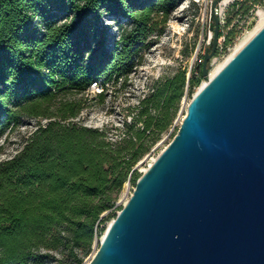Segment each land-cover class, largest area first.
I'll return each mask as SVG.
<instances>
[{"label":"trees","instance_id":"16d2710c","mask_svg":"<svg viewBox=\"0 0 264 264\" xmlns=\"http://www.w3.org/2000/svg\"><path fill=\"white\" fill-rule=\"evenodd\" d=\"M179 1L0 0V137L24 117L48 121L0 164V264H45L52 252L83 264L100 226L116 218L125 184L136 187L142 176L132 171L173 126L186 88L205 79L203 67L189 80L178 71L155 83L118 143L74 120L94 83L104 87L95 93L102 103L109 89L127 88L141 45ZM109 18L129 23L118 39Z\"/></svg>","mask_w":264,"mask_h":264},{"label":"water","instance_id":"95a60500","mask_svg":"<svg viewBox=\"0 0 264 264\" xmlns=\"http://www.w3.org/2000/svg\"><path fill=\"white\" fill-rule=\"evenodd\" d=\"M218 36L216 19L208 83L89 264H264V27L210 79Z\"/></svg>","mask_w":264,"mask_h":264},{"label":"rangeland","instance_id":"374dc122","mask_svg":"<svg viewBox=\"0 0 264 264\" xmlns=\"http://www.w3.org/2000/svg\"><path fill=\"white\" fill-rule=\"evenodd\" d=\"M206 1L180 0L171 15L169 23L163 26L159 32L153 34L147 40L146 46L141 45L142 50L139 56L142 57V64L130 76L127 88L125 90L118 89L117 91L109 89L107 99L103 103L95 98V92H92V96H89L86 103V109L74 122L88 128L107 132L109 140L118 143L124 138L127 125L132 124L133 116L137 113L135 107L152 93V87L155 83L164 78L173 77L178 71H185L188 78L189 75L191 76L193 69L201 68L206 55L205 45L208 40L203 23ZM248 8L249 6L246 4L240 7L235 18L241 15L244 16ZM106 23L110 25V35L113 39L120 37L122 31L120 25L125 27L129 24L126 19L116 22L113 18L106 19ZM230 24H234V8L230 12ZM234 38L233 28L229 32L228 39H231L229 43L234 41ZM231 44L232 50L234 44ZM231 50L220 56L218 53L216 54L215 57L219 56V59L216 62H213L214 58L211 60L210 72L215 69L218 63L224 61L226 56L228 57L231 54ZM205 81L206 79L202 80L193 91H190V86L186 88L173 126L161 134L160 140L151 147L150 151L138 163L139 166L137 165L136 170L138 174L143 175L145 169L148 170L153 164L154 158H157L171 143L187 114L190 102ZM47 122L45 119L24 117L19 125L7 128L0 137V164L19 154L38 127L46 125ZM134 189L135 183L133 181H128L125 184L117 201L115 215L129 201ZM108 214L106 213L105 216ZM113 219L111 218L100 226V229H104V232L98 237L91 253L84 258L83 264H89L92 261L109 223ZM51 255H53V258L47 260L45 264H74L71 258L63 256L60 252H52Z\"/></svg>","mask_w":264,"mask_h":264},{"label":"built area","instance_id":"2783aa9c","mask_svg":"<svg viewBox=\"0 0 264 264\" xmlns=\"http://www.w3.org/2000/svg\"><path fill=\"white\" fill-rule=\"evenodd\" d=\"M216 6H214V4ZM248 5V11L244 16H237L236 12ZM234 8V24H230V12ZM264 12V0H207L205 5L204 15V30L207 34L208 40L206 41L205 48H211L215 37L216 19L219 22V36L217 40V53L219 56L231 50L232 44L234 47L237 45L241 36L254 29L260 21V12ZM234 28L235 38L234 41L229 43V32ZM240 35V36H238ZM219 56L214 57L218 60ZM104 87L101 83H94L92 92L102 93Z\"/></svg>","mask_w":264,"mask_h":264},{"label":"bare ground","instance_id":"6f19581e","mask_svg":"<svg viewBox=\"0 0 264 264\" xmlns=\"http://www.w3.org/2000/svg\"><path fill=\"white\" fill-rule=\"evenodd\" d=\"M264 27V12L261 11L260 12V21L259 23L256 25V27L252 30H250V32L244 34L240 40L239 43H237V45L231 50V54L227 57L226 59L220 63H218V65L215 67V69H213L210 72V76L209 78L212 79L213 77L216 76V74ZM213 62H216V60H214ZM208 83V80H206L205 82H203L202 86L199 88L198 92ZM157 158H154V161H156ZM147 171V169H145V172ZM111 224V222L109 223V225Z\"/></svg>","mask_w":264,"mask_h":264}]
</instances>
